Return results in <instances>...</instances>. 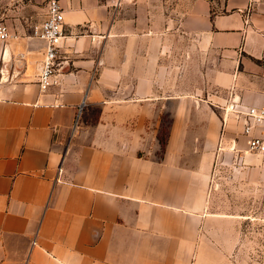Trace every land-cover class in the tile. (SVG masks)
<instances>
[{"label": "crops", "instance_id": "obj_1", "mask_svg": "<svg viewBox=\"0 0 264 264\" xmlns=\"http://www.w3.org/2000/svg\"><path fill=\"white\" fill-rule=\"evenodd\" d=\"M60 4L42 91L47 0H0V264H236L210 194L224 152L264 176L235 111L264 101V0Z\"/></svg>", "mask_w": 264, "mask_h": 264}, {"label": "rangeland", "instance_id": "obj_2", "mask_svg": "<svg viewBox=\"0 0 264 264\" xmlns=\"http://www.w3.org/2000/svg\"><path fill=\"white\" fill-rule=\"evenodd\" d=\"M197 84L186 82L187 92ZM84 108L85 104L76 116V127ZM211 191L210 210L229 218L216 220L208 234L217 240H232L228 248L234 250L236 264H264V176L242 169L236 155L224 152L216 163ZM218 244L227 245L222 240Z\"/></svg>", "mask_w": 264, "mask_h": 264}, {"label": "built area", "instance_id": "obj_3", "mask_svg": "<svg viewBox=\"0 0 264 264\" xmlns=\"http://www.w3.org/2000/svg\"><path fill=\"white\" fill-rule=\"evenodd\" d=\"M34 35L46 44L39 75L40 89L46 91L57 82L59 70L57 60L65 37L64 11L60 0H47V16L41 25L36 27ZM10 36L7 25L0 22V39L5 41ZM235 111L237 116L244 120L243 135L246 137L248 150L253 153H264V101L259 105Z\"/></svg>", "mask_w": 264, "mask_h": 264}]
</instances>
